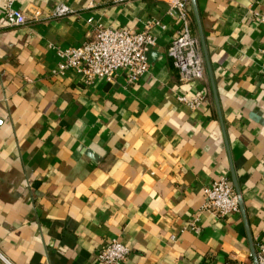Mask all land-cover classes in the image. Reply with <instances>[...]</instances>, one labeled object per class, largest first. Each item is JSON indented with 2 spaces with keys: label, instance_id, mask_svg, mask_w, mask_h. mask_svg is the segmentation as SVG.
<instances>
[{
  "label": "crops",
  "instance_id": "obj_1",
  "mask_svg": "<svg viewBox=\"0 0 264 264\" xmlns=\"http://www.w3.org/2000/svg\"><path fill=\"white\" fill-rule=\"evenodd\" d=\"M65 4L69 11L53 15ZM0 0V264H93L118 237L124 264H255L264 241V0H191L201 78L182 80L167 54L179 28L167 0ZM91 17V20L89 18ZM157 36L130 81L58 71L52 46L97 23ZM205 99L189 107L177 96ZM227 175L239 210L201 209L203 186ZM254 251V254H253Z\"/></svg>",
  "mask_w": 264,
  "mask_h": 264
},
{
  "label": "built area",
  "instance_id": "obj_2",
  "mask_svg": "<svg viewBox=\"0 0 264 264\" xmlns=\"http://www.w3.org/2000/svg\"><path fill=\"white\" fill-rule=\"evenodd\" d=\"M189 1L167 0L169 14L175 15L179 22V28L167 46V54L182 80L201 78L205 71L199 36L190 30ZM67 11L69 8L60 3L53 8L52 14L60 15ZM255 14L264 23V12ZM4 18L8 24L14 25L24 21L23 13L12 6V0H4ZM153 26L165 28L166 24L158 19H150L144 29L135 31L127 26L97 23L90 38L74 45L52 46L58 56L56 69L72 68L80 72L85 81L91 82L96 77L111 81L120 68H125L128 79L135 81L149 68L148 51L157 43V36L151 30ZM260 51L264 56V40ZM177 98L192 108L205 99L202 94L191 98L180 94ZM203 194L201 209L209 211L216 218L239 210V194L227 175H220L203 186ZM128 251V246L118 237H112L98 249L93 264H124ZM255 256L257 264H264V241L257 244ZM204 264L213 263L207 261Z\"/></svg>",
  "mask_w": 264,
  "mask_h": 264
},
{
  "label": "water",
  "instance_id": "obj_3",
  "mask_svg": "<svg viewBox=\"0 0 264 264\" xmlns=\"http://www.w3.org/2000/svg\"><path fill=\"white\" fill-rule=\"evenodd\" d=\"M191 2L193 3V6H195V0H191ZM155 49L154 48H151L149 51H148V56L154 52ZM150 60V59H149ZM239 204H240V197H239ZM253 254H254V251H253ZM255 264H257V260H256V257H255Z\"/></svg>",
  "mask_w": 264,
  "mask_h": 264
}]
</instances>
